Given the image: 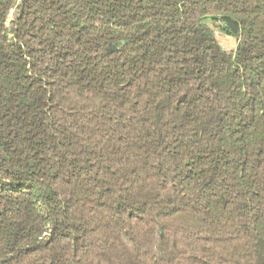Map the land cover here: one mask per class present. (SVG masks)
<instances>
[{"label": "trees", "instance_id": "trees-1", "mask_svg": "<svg viewBox=\"0 0 264 264\" xmlns=\"http://www.w3.org/2000/svg\"><path fill=\"white\" fill-rule=\"evenodd\" d=\"M0 264H264V0H0Z\"/></svg>", "mask_w": 264, "mask_h": 264}, {"label": "rangeland", "instance_id": "rangeland-1", "mask_svg": "<svg viewBox=\"0 0 264 264\" xmlns=\"http://www.w3.org/2000/svg\"><path fill=\"white\" fill-rule=\"evenodd\" d=\"M217 37H218L219 42L223 45L225 49L232 50L236 48V42L233 39L223 36L219 33Z\"/></svg>", "mask_w": 264, "mask_h": 264}]
</instances>
